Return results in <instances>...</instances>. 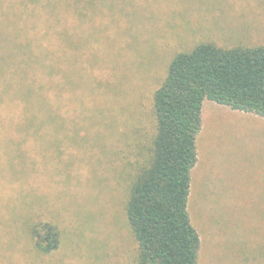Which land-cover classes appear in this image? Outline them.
I'll return each mask as SVG.
<instances>
[{
	"label": "rangeland",
	"instance_id": "1",
	"mask_svg": "<svg viewBox=\"0 0 264 264\" xmlns=\"http://www.w3.org/2000/svg\"><path fill=\"white\" fill-rule=\"evenodd\" d=\"M64 1L59 116L33 121L45 134L29 141L0 134V264H136L125 204L155 131L153 93L173 56L200 42L264 45V0ZM42 3L0 0V95L5 71L17 90L29 87L18 59L21 29L33 19L21 10L31 15ZM202 108L195 144L203 160L191 210L187 203L202 239L197 262L264 264V119L208 99ZM38 221L60 230L49 253L31 240Z\"/></svg>",
	"mask_w": 264,
	"mask_h": 264
},
{
	"label": "trees",
	"instance_id": "2",
	"mask_svg": "<svg viewBox=\"0 0 264 264\" xmlns=\"http://www.w3.org/2000/svg\"><path fill=\"white\" fill-rule=\"evenodd\" d=\"M36 1L42 6L31 15L21 10V18L33 19L21 29L18 59L29 87L17 90L13 73L5 71L7 83L0 95V134H20L27 137L24 141L45 131L33 128V121L54 122L59 116L53 109L65 100L68 85L65 1ZM205 99L264 117V45L224 47L200 42L169 62L152 96L155 131L133 165L125 204L138 248L136 264H198L200 240L187 203ZM29 234L42 253L58 247L60 230L54 224L35 222Z\"/></svg>",
	"mask_w": 264,
	"mask_h": 264
},
{
	"label": "crops",
	"instance_id": "3",
	"mask_svg": "<svg viewBox=\"0 0 264 264\" xmlns=\"http://www.w3.org/2000/svg\"><path fill=\"white\" fill-rule=\"evenodd\" d=\"M215 102V101H214ZM217 103V102H216ZM217 104H219V103H217ZM221 105H223V104H221ZM205 106V105H204ZM203 106V108H202V111L205 109V107ZM224 106H227V105H224ZM227 107H229V106H227ZM230 108V107H229ZM232 109V108H231ZM233 110H235V109H233ZM238 111H240V110H238ZM243 112H245V111H243ZM250 113H252V112H250ZM254 116H257V117H260V118H263L264 119V117H262V116H259V115H257V114H255V113H252ZM203 127V126H202ZM200 129H201V126H200ZM203 129V128H202ZM202 131V130H201ZM198 137H200V136H198ZM199 139V138H198ZM198 139H197V144H198ZM201 147L200 148H198V151H197V161H196V163H195V165L193 166V168L191 169V173H190V192H189V201H188V208L191 210V205L193 204L192 202V196H193V194H194V189H195V187H194V185H196V177H197V169L200 167V164H201V162H202V160H203V158H202V155L200 154L201 153ZM194 205V204H193ZM191 206V207H190ZM191 220L193 221V217H192V214H191ZM194 224V223H193ZM195 228V227H194ZM196 229V231H197V233H198V235H199V232H198V230H197V228H195ZM199 240H200V245H199V252H201V244H202V239H201V236L199 235ZM203 254V253H202Z\"/></svg>",
	"mask_w": 264,
	"mask_h": 264
}]
</instances>
